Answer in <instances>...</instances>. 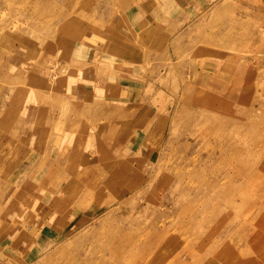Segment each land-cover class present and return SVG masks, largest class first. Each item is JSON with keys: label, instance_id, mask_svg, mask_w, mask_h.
<instances>
[{"label": "rangeland", "instance_id": "obj_1", "mask_svg": "<svg viewBox=\"0 0 264 264\" xmlns=\"http://www.w3.org/2000/svg\"><path fill=\"white\" fill-rule=\"evenodd\" d=\"M88 9L89 14L82 15ZM62 11L66 17L59 23L56 15ZM69 21L73 29L82 22L104 35L101 41L89 42L95 50L80 49L83 56L89 55L86 61L102 64L117 52L124 62L137 64L144 56L146 64L161 62V69L167 70L161 78L168 87L152 70L129 74L131 90L121 92L120 101L113 97L110 108L117 112L115 134L98 131L110 121L100 108L99 118L85 114L83 121L75 116L76 110L61 111L69 104L64 99L76 90L71 85L85 87V67H74L71 73V66L55 57L58 49L48 55L44 46L46 31L66 28ZM135 27L143 37L133 43L130 30ZM166 38L170 41L162 46ZM190 39L194 46L185 50L183 44ZM114 40L127 46L119 52ZM157 41L159 45L151 48ZM25 49L31 55L28 60L25 54L15 58L17 70L42 66L44 72H32V89L50 101L0 100V206L7 208L0 213V264H220L224 254L226 262L235 254L242 264H264V0H79V5L71 0H0V55ZM168 61L179 67L166 68ZM94 77L99 83L109 82ZM197 98L204 108L191 119L190 109L182 110L179 103ZM166 100L178 102L175 114L160 113L158 107L169 105ZM179 112L182 118L176 121ZM124 121L136 125L132 132L139 134L134 140L137 157L131 161H138L130 162L131 154L125 152L132 167L121 178L116 162L128 148H106L102 136L125 143L130 130L119 129ZM89 141L98 153L87 147ZM77 148L94 160L108 158L109 151L116 156L108 164H81ZM165 163L168 170L161 172ZM45 167L53 168L45 172ZM70 173L81 180L91 174L99 180L106 173L110 177L103 187L93 184L83 190L82 207L65 201L57 210L63 191L78 188ZM163 173L198 187L201 181L219 180L226 189L234 187L236 195L217 204L211 190L208 197H197L196 210L188 217L182 214L188 202L179 209L174 203L177 195L146 189ZM116 186L118 194L127 190L114 202L116 193L108 197L105 188L116 191ZM142 189L144 198L135 195H142ZM243 196L252 199L246 203ZM205 202L212 204L211 211L197 213ZM232 209L238 213L222 214Z\"/></svg>", "mask_w": 264, "mask_h": 264}, {"label": "bare ground", "instance_id": "obj_2", "mask_svg": "<svg viewBox=\"0 0 264 264\" xmlns=\"http://www.w3.org/2000/svg\"><path fill=\"white\" fill-rule=\"evenodd\" d=\"M71 1H73L75 4L79 5V0H71ZM58 4L59 3L57 1L56 6ZM58 8L63 9L66 7L60 6ZM117 11H120V10H117ZM117 11H114L113 13L115 14ZM85 14H89V9L82 12V15H85ZM65 17H66L65 12H63V11L61 12V15H56V19L58 20L59 23ZM116 20H119V19H116ZM77 24H76L77 27H74V29H73V25L69 21V22H67L66 28L61 27V28H57L55 30L46 31L49 38L46 39V44L44 46L45 47V50H44L45 53H48V55H51V54H53V52L56 49H58V53L55 57H57V58L60 57L62 60H65L66 64L71 66V69H70L71 73H74V69H75L74 67H82V66L85 67V70L82 73L83 81H84L83 84L85 85V87L79 88L78 85L76 87L75 85H73L70 82L69 84H72L71 86L75 87L76 90L74 91V93H72L71 95L68 96V99H64V101H69V104L61 107V111L63 113H70L71 114L72 112L74 113L76 110L75 116H77L79 118V120L83 121L85 119V114L99 118V108H100L101 113H103L105 111L106 114H109L108 118H110V121L104 125V127L106 129L103 128L102 126H98V131L99 132L108 131L109 134H115V132L117 131V123H118V120L115 118V116H117V112L115 110H110V108L112 107V104L115 101L114 98H116L117 100L120 101V100H122L121 99L122 96L120 95V93L121 92H127V90L128 91L131 90L129 87H127V86H129L128 81H130L128 78L129 74L132 71H138V70L140 71L142 69L144 71H147V69L152 70V73H154V74L157 73L158 81H160L161 83L165 84V86L168 87V85L165 83L164 78H161V76L163 75L162 73L167 71V70H163V68L161 69V67H164V65L161 62H158V63L153 64V65L146 64V59L144 56L142 57V60L137 61V64L135 61H133V63H132L130 60H126L124 62L125 57L121 56L120 54L118 57L117 52H115V54H113V55H107L108 57L103 56L105 58L102 59V61H104V62H101L102 64L98 63L95 65V64H92L95 61L92 63H91V61H86V59L88 58L89 55L87 56L84 53V56H83V52H81L80 49L83 48L85 50H92V51L95 50V49H93L94 47L88 45L89 42L93 38L96 39V41L98 39H99V41H101L99 36H104V35L100 34L99 32L89 30L87 25L83 24L82 22H79V23L77 22ZM113 24H114V27H116L117 22H115ZM130 33H132V35H133L132 36L133 38L130 39V41H133V43H136L137 41H139L137 39H139V38L142 39V37H143V35L141 34V30L138 27H135L133 30H130ZM138 36H139V38H138ZM114 37H112V38H114ZM34 38L35 37H32L31 39H34ZM83 40H84V42H83ZM41 41H42V39H41ZM168 41H170L168 38L164 39L161 42L162 46L167 44ZM113 45H114V47H117L118 50H120V49L122 50L123 46H127L125 44L123 45V43H121L118 40H114ZM158 45H159V42L157 41L155 43V45H153L151 48H154ZM183 45L185 47V50L192 49V46H194V42H193V40L190 39L189 43H184ZM26 49H28V47ZM26 49L23 51V53L15 52V54L13 56L0 55V100L1 101H8L10 104H12L13 101H25V103H29L30 101H50V100L46 99L45 96H43L40 92L36 93L32 89L33 84H31V82L34 79V78H32V76H33L32 72L33 71L44 72L42 70L43 69L42 66L40 67L39 65H32V66H27V67H21L20 71L17 70V68H19V63L15 61V58H17L21 54H25L26 56L24 58H26L28 60L29 59L28 55H31L29 53L27 54ZM121 50L119 52H121ZM188 53L189 52H187V54ZM176 56H178V54H174V57H176ZM41 58H42V54L35 56L34 60H37V59L40 60ZM152 62H149V64ZM170 66H178L179 67V63L175 62V61L174 62L168 61L166 64V68L170 67ZM54 67H56V66H54ZM158 71H160V72H158ZM168 71H171V70H168ZM177 72L178 71L175 70V72L172 73L171 81L175 80L174 73H177ZM142 73H144V72H142ZM95 75L102 76L106 81H109L107 83L108 85L103 83V81L101 83H99L98 80L94 77ZM91 79H95V81L91 80ZM17 82L21 83V87L16 86L15 83H17ZM153 82H154V80H153ZM90 83H93V85H91ZM148 83H149V81H148ZM155 83H156V80H155ZM119 89L121 90L120 92L118 91ZM136 89L137 88H135L134 90H136ZM146 90H148V89H146ZM19 91L22 94H19ZM108 92H109V95H107ZM121 94H123V93H121ZM151 94H153V93H151ZM151 94H150V96H151ZM156 97H157V95H156ZM158 97H159V95H158ZM88 98H91L94 100L93 101H87ZM153 99L155 100L154 97L152 98V100ZM193 99H194V97H193ZM156 100L158 101V98ZM161 100H162V97H161ZM51 101H54V100H51ZM142 101H144V100H142ZM176 101H177V99H176ZM200 101H202V100L197 98L195 101H189L190 103H193V104H190L188 102H181L179 104L182 105V110H185L186 106L190 109L192 115L189 116V118L193 119L194 114H197V113L203 111L204 103L201 104ZM45 103L49 104L48 102H45ZM168 104L169 105L158 107L160 109V110L158 109L160 111V113L163 112L165 115L169 116L170 113L175 114L179 110L177 108V106L179 105L178 102L176 103V102L170 101V102H168ZM181 115H182V113L179 112L178 116L175 117L176 118L175 120L176 121L181 120V118H182ZM167 116H165V117L167 118ZM126 122L127 121L123 122V124H122L123 126L122 125L119 126V129L128 128V131L130 130V132L127 133L126 139L124 140L125 143H120V142L119 143H112V142H109L106 135L102 136L103 139H105V141H102V143L106 148L112 149L113 147H120L123 144H125V148H128V150H124V149L122 150L123 154L119 158V160L116 162V164L120 163V165H121V168L118 170V172L121 174L120 175L121 178H124L127 175V172H126L127 168L132 167L124 159L125 152H128L129 154H131L130 159H129L130 162H132L134 160L138 161L136 158L133 159L132 161H131V159L136 156V150L134 149L135 148L134 147V140L139 136V134L132 132L133 126H136V125L131 124V121L128 124H126ZM161 123H162V121H161ZM159 127L162 128V126H159ZM82 128H84V126H82ZM26 129L29 130V128H26ZM31 131L34 135H37V131L32 126H31ZM93 132L95 134H98L96 128L94 129ZM218 136H219V133H216L214 135V138L217 139ZM87 147H89L90 149H93V151L97 152L96 147L93 146V143H91L90 141L88 142ZM187 147H188V145H187ZM64 150H65L64 154L67 153V155H68L67 149L65 148ZM81 153H82V149L77 148V150H75V155L77 154V157H78V158H76L77 162L81 163V164H90V163L94 164L95 161H96V164H98L100 162H104L105 164H108V163L112 162L114 160L113 158L116 156V155L112 154V151H109V153L107 155L108 158H105V159L100 158V159L94 160L90 156L81 155ZM157 158H158V156H157ZM166 158L162 159L160 163L165 161ZM181 160L183 161V159H181ZM174 161H175V159H174ZM50 168H53V167H45L44 171L48 172ZM74 168H76V166H74ZM165 170L166 171L168 170V163H165L163 165V167L161 168V172H163ZM83 171H84V169H83ZM213 172H218V171H213ZM135 174L139 175L140 170L137 169ZM108 177H110V176L108 173H106L105 178L99 180L98 175H95V174L92 175L91 174L86 180H81L79 178V175H75L74 173H70V178L71 179L73 178L74 180L77 181L78 188H73L70 191L64 190L63 195L61 196V201H59V205L55 206L56 207L55 209L60 207V205L62 203H64L65 201H67V204H71L72 206H75V208L82 207L83 204L85 203V201L83 200V197H82L83 190L84 189L87 190L86 187L91 186L93 184H101V186L103 187L104 183ZM176 177L177 176H170V175L163 173L161 175V177L157 180L156 183H154V181L148 183V186L146 187V189H149L148 192H152L153 190L154 191L158 190L159 188L162 191H164V189H167L173 195H177V196H175L176 198L174 199V203L176 205L175 207H177V208H179L181 205L185 204V202H188V206H185L182 208V214H184L188 217L191 216L193 214V212L196 210V208L194 209V207L197 206V203H198L197 197L205 198L207 196V194L209 193V191L211 192V190H212V192L210 193L211 196H213V195L217 196V199L215 201L217 204H219V202H221L220 201L221 199L228 200V199H231L233 196L236 195L234 192V189H235L234 187L232 190L226 189L225 187H223L222 183L219 182V180H214V181L207 182V183H205L204 181H201L200 187H198L195 185L188 184V181H181V180L175 179ZM115 185H117V184H115ZM121 185L122 184H120V187H121ZM247 186H249V185H247ZM206 188H207V190H206ZM126 190H127V188L120 189L119 190L120 194H118L117 193V186H116V191H114L110 188H105V192H106V195L108 197H111L112 194L114 195L116 193V196L112 199L114 202L118 201L123 196V194ZM139 192H141L143 194L140 195V193L137 192V193H135V195H138L140 197L142 196V198H144V193H146V190L142 189ZM103 196H105V195H103ZM244 199H245L244 202L248 203L252 199V197L248 196V197H244ZM130 201L136 202V200H134V199H130ZM170 202H171V200H167V203H170ZM179 202H180V205H179ZM205 203H206L205 205H203L202 207L197 209V213L200 211H205V212L209 211V210L211 211L210 206L212 204H208L207 202H205ZM119 207H120V204H117L115 209H118ZM6 209L7 208L5 205L0 206V213L6 211ZM213 212L217 213V209L213 208ZM219 212H222V211L219 210L218 213ZM231 212L237 214L238 209H232V211L229 210L226 212H222V214L223 213L232 214ZM46 222H44V223H46ZM43 227H44V225H43ZM230 227L231 226H229V228ZM224 231H225L224 228L220 229V233H223ZM227 256H228V254L223 255V259H222V262L220 264H226V263H228V264H242L243 263V261H240L239 260L240 258H238L235 254H233L234 257L230 258L231 262H226V261H228ZM249 260H251V259H249ZM244 262L251 264V262L248 260L244 261Z\"/></svg>", "mask_w": 264, "mask_h": 264}]
</instances>
